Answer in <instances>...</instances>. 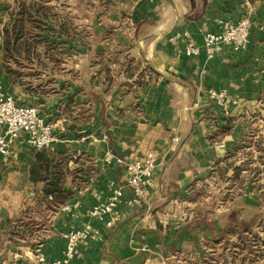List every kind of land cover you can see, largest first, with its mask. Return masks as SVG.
<instances>
[{"label": "crops", "instance_id": "crops-1", "mask_svg": "<svg viewBox=\"0 0 264 264\" xmlns=\"http://www.w3.org/2000/svg\"><path fill=\"white\" fill-rule=\"evenodd\" d=\"M18 2L39 8L41 29L25 40L49 44L9 58L2 29ZM244 17L253 25L240 50L187 56L168 39L187 29L201 47L205 31ZM0 83L35 105L54 135L48 148L20 137L17 158L0 154V264L58 260L61 234L85 223L92 233L68 264H264V0H0ZM209 89L224 90V103ZM106 151L151 153L156 164L140 200L123 190L112 228L87 214L124 180ZM39 152L42 175L62 177L52 199L46 181L31 178ZM197 187L217 199L210 216L188 214L200 205ZM248 228L257 239L244 247L238 235ZM236 245L247 253L219 257Z\"/></svg>", "mask_w": 264, "mask_h": 264}, {"label": "built area", "instance_id": "built-area-1", "mask_svg": "<svg viewBox=\"0 0 264 264\" xmlns=\"http://www.w3.org/2000/svg\"><path fill=\"white\" fill-rule=\"evenodd\" d=\"M253 21L250 17H244L237 22L228 20L220 21V30L217 32L205 31L202 35L201 47L194 41L187 29L172 31L168 39L170 42H182L184 53L187 56H195L203 50L207 58L214 56L224 47L233 50L244 48L249 41V34ZM207 96L216 104L225 101L224 90L209 89ZM38 150L48 148L54 141L52 124L47 122L38 108L32 104L18 102L14 96L0 83V154L6 160L8 157L17 158V152L13 147L18 138ZM104 160H115L123 166L124 180L114 186L105 200L97 202L87 210L90 217L103 221L108 228L114 227L121 219L119 204L122 200L123 190L128 188L134 201L140 200L148 186L152 185V178L156 167L151 153L144 157L122 158L115 156L111 151H106ZM34 193L31 192V195ZM52 199V196H48ZM74 206L78 203L75 201ZM64 205L62 208H67ZM92 233V225L85 223L82 226L72 228L61 234L65 240L62 257L49 261L44 255L38 254L33 264H68L78 253L83 240Z\"/></svg>", "mask_w": 264, "mask_h": 264}, {"label": "trees", "instance_id": "trees-1", "mask_svg": "<svg viewBox=\"0 0 264 264\" xmlns=\"http://www.w3.org/2000/svg\"><path fill=\"white\" fill-rule=\"evenodd\" d=\"M39 8L35 7L33 3L29 5L25 3L18 2V7L16 10H13L11 13V18L8 22L3 25V48L6 57H13L17 55L20 50L28 48V44L22 42L25 40V35L23 31L24 22L35 23L36 26H40V22L36 23V20L33 18L32 13L37 12ZM32 43V42H31ZM48 169V161L44 158L43 154L39 152L36 156L35 161L31 164L30 174L33 180L41 179L45 180L44 190L46 193H49L52 196H55L57 193H60L62 177L59 174L56 176V179L52 182L47 180V177H44L43 171ZM263 219V218H262ZM246 234H240V242H245V240L251 241V238H255L254 233L248 228ZM249 234V235H248ZM248 235L249 237H246Z\"/></svg>", "mask_w": 264, "mask_h": 264}, {"label": "rangeland", "instance_id": "rangeland-1", "mask_svg": "<svg viewBox=\"0 0 264 264\" xmlns=\"http://www.w3.org/2000/svg\"><path fill=\"white\" fill-rule=\"evenodd\" d=\"M91 8L93 9V6H91ZM34 28H37V29H41V27L40 26H36L35 25V23H32V22H24V25H23V31H24V34H28L29 33V30H34ZM45 29H48L49 30V27L47 28H45ZM47 39V38H46ZM22 42H25L26 44H28L29 46H35V45H37V46H40V45H43V44H49L48 43V40H45V37L43 38V39H34V37H32L30 40H23ZM32 42V43H31ZM114 59H112V61H113ZM46 72H48V73H50L51 72V70H45ZM55 71V70H54ZM45 75H47L46 73H45ZM253 123V122H252ZM261 168H264L263 166H260ZM252 171V170H251ZM261 172H264V171H261ZM254 174H255V176H257L258 174H257V172L256 171H254L253 172ZM252 173V174H253ZM258 181V179H257V177H256V180H255V182H257ZM234 185H235V187L237 186L238 187V182H236V181H234L233 182V187H234ZM234 187V188H235ZM197 189L199 190L198 192H196L197 191ZM197 189H195V192H196V194L194 195V197L199 201V204L200 205H198L199 207L197 208V209H194L193 208V206H192V212H190V210H189V212H188V214L189 213H192V215H194V214H200V212L203 210V212H204V214H206L207 212V214H208V216H210V214L213 212V207L216 205V201H217V199L216 198H212L211 197V194H212V192L209 190V189H205V190H202V189H200V187L198 188L197 187ZM192 190H193V188H192ZM194 191V190H193ZM194 193V192H193ZM233 195H230V197L229 198H231ZM195 198H191L192 199V201H194V199ZM191 208V207H190ZM188 210V209H187ZM206 212V213H205ZM188 214H187V216H188ZM195 216V215H194ZM249 235V234H248ZM248 235H245L246 237H249ZM238 238V237H237ZM248 239V238H247ZM245 240V242H241L243 245H244V247H246V245H247V247H248V245L250 244V245H252L255 241H256V239H257V237L255 236V238L253 239V238H251L252 240L251 241H249V240ZM256 243V242H255ZM241 248V247H238L237 245L235 246V250L234 249H232V247H230L229 249H226V247L224 248V249H219L218 250V255H219V257H221V258H223L224 260H225V258H226V255L227 254H232L233 253V255H235V257L237 256V254H246L247 252H245V248ZM238 248V249H237ZM255 251H257L256 249H254V252ZM206 252L207 253H212V250L210 249V246L208 245V247H207V250H206ZM249 252V251H248ZM216 253V252H215ZM235 253V254H234ZM206 264H214L213 262H211V261H206L205 262ZM223 264H225V261L223 262Z\"/></svg>", "mask_w": 264, "mask_h": 264}]
</instances>
